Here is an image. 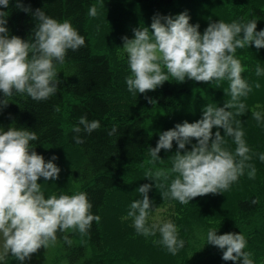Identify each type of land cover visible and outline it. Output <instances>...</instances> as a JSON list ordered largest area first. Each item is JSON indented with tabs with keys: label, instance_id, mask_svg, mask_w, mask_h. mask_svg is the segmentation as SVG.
<instances>
[{
	"label": "trees",
	"instance_id": "trees-1",
	"mask_svg": "<svg viewBox=\"0 0 264 264\" xmlns=\"http://www.w3.org/2000/svg\"><path fill=\"white\" fill-rule=\"evenodd\" d=\"M25 6H30L33 12L42 9L46 15L59 22L68 21L85 38V46L77 51L69 50L62 65H57L59 86L55 95L46 101L36 102L26 95L14 94L8 97V106L0 109V127L5 130L13 123L17 128L34 131L37 141L30 142L31 148L49 161L53 154H62L64 164L53 161L60 168V173L67 177L64 191L71 188L70 195L83 192L93 205L91 213L98 215L100 220L93 221L85 235L78 232L57 233V241L53 246L55 252L52 264H145L149 252L141 247L138 239L130 233H123L125 223L132 221L127 217L131 200L141 199L136 189L144 184L152 185L148 193L152 202L154 214L157 208L165 204L174 206L175 212L186 214L191 211L193 201L182 205L175 200H163L161 190L156 189L155 182L145 178L149 171L169 172L172 167L169 159L173 151L163 150L161 160L153 162L148 155L149 147H155L154 123L164 117L163 121L171 124L167 130L176 124L188 121L194 123L202 117V109L208 105L223 107L229 97L217 93L227 90L228 82L223 81L217 86L186 80L181 83L169 78L155 91L146 93L153 103H148L144 94H131L127 90L126 77L130 69L128 63L116 64L111 55V46L100 49L96 46L98 34L93 29L94 18L88 15L92 6L110 3L146 8L161 16H172L179 8L183 11L193 4L218 5L227 20L247 23L257 20V31L264 30V1L260 0H20ZM7 25L10 35L21 39L31 38L35 27L33 17L15 8V0H10ZM182 11V12H183ZM203 11V10H200ZM99 20L110 21L111 17L98 10ZM205 13V12H204ZM209 13H206V15ZM190 21L202 20L201 25L207 28L210 23L201 12L194 9L188 13ZM130 16V15H129ZM98 18V16H96ZM128 17V16H127ZM106 27V26H105ZM236 58L240 60L244 78L252 91L247 98H242L246 105L244 113L236 119L241 122L247 146L255 153L250 161L256 168L254 179H249L247 170L228 191L221 193L222 197L230 195L232 206L229 210H209L202 213V204L197 208L206 221L202 225L207 230L225 233H241L246 240L244 251L251 253L254 264H264V162L259 154H264V123L257 124L252 117L254 111L264 109V74L257 77L255 69L259 65L264 69V49L257 50L254 45L237 49ZM259 83L257 89L255 84ZM0 99L3 93L0 92ZM259 105V107H257ZM264 118V110L261 113ZM86 116L88 121H98L100 127L90 135L83 131L79 134L83 143L76 144L73 136L74 127L79 124V117ZM82 127V126H81ZM115 127L116 133H108ZM216 129H213V134ZM223 135V130L221 129ZM160 132V131H159ZM161 133V132H160ZM157 138V137H156ZM159 139V138H157ZM175 142H173L174 144ZM234 151L236 145L231 138L225 145ZM177 146L173 145V148ZM69 150V151H68ZM250 153V154H251ZM61 157V158H62ZM57 158L59 159L60 156ZM61 163V162H60ZM166 165V166H162ZM162 167L163 169H161ZM174 173L165 182L171 183ZM54 181L42 191L46 198L51 196L57 186ZM69 195V194H67ZM200 199L201 197L198 198ZM195 201V200H194ZM124 203V205H123ZM127 204V205H126ZM122 206V207H121ZM188 219L182 223L186 231L182 240L184 248L172 261L168 258H157L167 264H233L223 261L222 252H217L207 245V239L200 240L195 230L201 225L197 216L187 214ZM67 235L72 241L67 244L63 237ZM191 238L201 247H190ZM8 264H21L13 259ZM242 264V263H237Z\"/></svg>",
	"mask_w": 264,
	"mask_h": 264
},
{
	"label": "clouds",
	"instance_id": "clouds-1",
	"mask_svg": "<svg viewBox=\"0 0 264 264\" xmlns=\"http://www.w3.org/2000/svg\"><path fill=\"white\" fill-rule=\"evenodd\" d=\"M9 4L10 0H0V8L8 9ZM15 8L31 15L35 27L27 40L10 35L6 27L8 12L0 10V92L3 93L0 109L8 106L7 98L14 94L26 95L36 102L55 95L59 86L57 65L65 62L69 50L77 51L85 46V38L70 22H59L39 8L33 12L20 0H15ZM88 15L95 18L97 8L92 6ZM190 19L187 11L174 17L156 14L150 29L139 27L133 29L134 38H121L131 73L126 77L127 90L133 95L144 94L150 104L153 101L146 93L155 91L170 77L181 83L186 80L204 84L216 82L219 86L223 81L228 82L225 95L229 99L223 107L206 105L199 120L176 124L173 129L159 134L154 148L149 147L148 155L155 162L161 160L158 154L162 149L171 151L173 142L177 145L175 154L169 158L172 163L169 172L149 171L145 178L155 182L163 200H175L182 205L197 197L228 191L246 170L249 179L255 178L256 168L250 161L256 154L251 153L241 122L236 119L246 109L242 98H247L252 86L242 78L245 69L236 58V51L252 45L257 50L264 49V30H256V19L247 23L211 22L203 34L199 31L200 25L190 24ZM262 74L264 69L257 65L255 75ZM255 87L259 89L260 84L256 83ZM252 117L259 125L261 113L254 111ZM99 127L98 121L89 122L86 116L79 117V124L73 129L77 134L73 136L74 143L84 142L79 135L82 131L90 135ZM116 131L113 127L108 135ZM228 138L236 145L234 151L225 146ZM37 140L34 131L17 128L14 123L7 130L0 127V241L3 250L0 260L11 255L24 264L39 249L55 246L58 232L85 235L92 222L100 220L91 213L93 205L83 192L46 198L38 180L55 181L61 170L53 163L56 156L46 162L31 148L30 142ZM259 159L264 162V154H259ZM171 173L176 175L170 184L161 182L162 178L167 181ZM151 188L152 185L144 184L136 189L141 199L130 204L127 217L132 219L138 235L155 236L158 232V243L176 255L185 246V241L178 239L176 225L171 221L148 225L152 211L148 196ZM63 239L71 245L67 235ZM207 245L221 250L225 262L253 264L251 253L244 251L246 240L241 233L217 235V231L210 229Z\"/></svg>",
	"mask_w": 264,
	"mask_h": 264
},
{
	"label": "rangeland",
	"instance_id": "rangeland-1",
	"mask_svg": "<svg viewBox=\"0 0 264 264\" xmlns=\"http://www.w3.org/2000/svg\"><path fill=\"white\" fill-rule=\"evenodd\" d=\"M264 1V0H260ZM97 11H101L102 13L104 12L105 15L108 17L110 16L111 19L110 21L106 19L104 22L102 20H99L100 14L99 13L97 17L94 18V21L92 20L91 23H93V29H95L96 33L98 34V40L96 41V46L100 49L108 46H111V55L114 58V61L116 64L121 65L122 63H127V56L123 52V49L121 48L123 46V41L122 37L127 36L128 38L132 39L134 38L133 34V29L136 28H141L143 29L144 27H148L150 29L151 23H152V18L154 15L158 14L156 12L148 11L146 8H139L136 6H130V5H125L124 3H110V4H105V5H99L96 6ZM185 8V7H184ZM184 8H179L175 13H170L173 17L176 15H179L180 13H183L187 11L189 13L191 9H194L197 12H201V14L207 16L208 15V20L209 22H218V21H223L225 23H230L227 20H230L231 18L228 15H225V12L222 11V9L216 5H210L208 4H193L192 6L188 7L191 9H186L183 11ZM203 10V11H200ZM183 11V12H182ZM205 12V13H204ZM206 13H209L206 15ZM130 15V16H129ZM128 16V17H127ZM190 24L195 25L199 24L200 28L199 31L201 34H203L205 28L202 27L201 22H204L202 20H195V21H189ZM205 23V22H204ZM206 24V23H205ZM106 26V27H105ZM225 91L219 90L217 93H219L222 96L225 95ZM264 109L260 110V113H262ZM164 117H160L156 123H154V131H155V146L158 141L157 138H159L160 132L167 131V128L171 124H167V121H163ZM262 123H264V118H262ZM261 122L260 124L263 125ZM264 126V125H263ZM160 131V132H159ZM157 137V138H156ZM193 143H196L195 140H193ZM175 144V143H174ZM173 144V145H174ZM177 146V145H176ZM190 150V146H188ZM176 147L172 148V153L174 154L176 152ZM69 151V150H68ZM163 149L160 151L158 154L159 156L162 154L161 152ZM53 156H60V158H57V161L59 164H64L65 160L64 157H62V154H53ZM62 157V158H61ZM56 161V160H55ZM61 162V163H60ZM163 167L166 165H162ZM163 169L162 167H160ZM53 182V181H52ZM38 183L42 184V188L45 189V187L48 185L43 178H40L38 180ZM52 185H56L57 188L51 195H56L59 196L61 194L63 195H70L71 188L67 190V192L64 191V186L67 185V177L59 173V179L55 180ZM200 197L194 198L193 204H192V209L191 211L187 212L186 214L182 212H175L174 206L171 204H165L163 208H157L156 211L154 212L151 217L148 218V225L150 226L153 223H163L167 221H171L174 223L178 229V239H182L183 235L186 233V231L182 228V223L188 219L187 214L190 213L191 215L193 214L194 216H197L198 223L201 225V227L197 228L195 230V235L198 239L204 240L207 239V233L210 229L203 228L202 225L206 221L198 212L197 208L200 204H202V213L206 215V212L209 214V210H215V209H222V210H229L232 206V202L229 203V200L231 199L230 195H225L222 197L221 194H209L206 196L201 197L200 199L201 202H198ZM195 200V201H194ZM198 200V201H197ZM131 200V202H133ZM124 205V203H123ZM127 205V204H126ZM122 207V206H121ZM133 221L128 222L127 224L125 223V227L122 228L123 233H130L132 234L136 239L139 240L141 247L144 250H147L149 252V258L145 259V264H167L165 263L166 261L162 260L161 262H157V258H168L172 261V254H170L167 249L158 243L160 240V235L157 232L155 236H148L145 237L143 235H138L135 231V229L132 226ZM223 232V231H222ZM221 231H217V235H222ZM190 247L195 248V247H201L199 243H197L195 240L191 238V241L189 243ZM211 246V245H210ZM212 249H216L217 252H220L218 248L211 246ZM53 246L48 247L47 249L41 248L38 250L37 253L32 255L31 260H26L24 264H52V260L54 258H51V256L55 255V252L52 251ZM0 255H3V250H2V241H0ZM13 258L11 255L7 256L6 258L0 260V264H8L9 261H12ZM252 259V258H251ZM253 260V259H252ZM239 263V262H237ZM242 263V261H240ZM254 264V262H253Z\"/></svg>",
	"mask_w": 264,
	"mask_h": 264
}]
</instances>
